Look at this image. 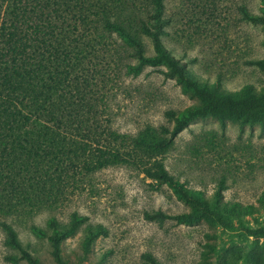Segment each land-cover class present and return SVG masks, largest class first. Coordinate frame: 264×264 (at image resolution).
<instances>
[{"label": "trees", "instance_id": "obj_1", "mask_svg": "<svg viewBox=\"0 0 264 264\" xmlns=\"http://www.w3.org/2000/svg\"><path fill=\"white\" fill-rule=\"evenodd\" d=\"M259 4L258 14L245 7L239 12L242 21L258 25L264 35V0ZM169 24L163 0H0V229L5 246L18 253L8 261L40 264L1 218L58 205L67 189L77 188L80 176L134 158L162 156L194 121L213 119L221 126L231 122L264 130V88L245 85L229 91L219 80L198 81L163 45ZM141 36L151 40L152 56L146 55ZM245 64L264 73V59ZM147 66L164 67L160 71L164 79L174 80L197 104L166 111L170 129L147 128L136 137L120 134L111 128V83L123 71L135 77ZM147 176L170 184L175 198L189 208L177 215L145 214L150 222L225 226L229 224L225 218L264 212V191L255 204L243 205L223 200L222 179L207 197L174 179L161 164ZM85 221L73 212L66 225L50 218L46 230L34 226L30 230L38 238L50 231L47 240L54 262L69 264L61 257L60 245ZM246 232L264 237V227ZM106 235L101 225L88 229L80 243L83 257L97 238ZM203 248L207 250L201 254L208 256L214 245L206 243ZM239 252L246 255L243 249ZM143 259L159 264L149 254Z\"/></svg>", "mask_w": 264, "mask_h": 264}, {"label": "rangeland", "instance_id": "obj_2", "mask_svg": "<svg viewBox=\"0 0 264 264\" xmlns=\"http://www.w3.org/2000/svg\"><path fill=\"white\" fill-rule=\"evenodd\" d=\"M163 2L170 24L164 28L162 43L186 64L193 77L208 83L219 80L221 88L229 91L245 85L264 88V73L245 64L264 59V35L258 25L242 21L239 12L245 7L249 13L258 14L259 0ZM140 38L146 55L152 56L155 50L151 40ZM163 70L147 66L135 77L124 75V71L118 74L110 89L113 130L136 137L147 128L170 129L166 111H181L197 104V99L182 94L174 80L164 79L160 73ZM159 164L187 188L202 191L207 197L222 179L224 201L255 204L264 191V130L258 126L240 128L231 122L221 126L213 119L191 122L162 156L134 158L82 175L77 188L67 189L66 198L58 205L1 220L15 230L19 242L40 264H56L47 240L50 231L38 238L30 227L46 230L50 218L66 225L73 212L86 221L60 245L61 257L69 264H147L143 259L146 254L159 264H264V237L246 232L264 227V212L225 218L229 222L225 226L218 222L189 225L146 220L145 214L160 211L177 215L189 210L175 198L170 184L147 176ZM97 225L103 226L107 235L97 238L83 257L80 243L87 230ZM206 234L214 235V239L208 240ZM4 240L0 229V264H13L7 258L18 253L5 246ZM206 243L214 245V250L203 256ZM239 248L246 255L241 256Z\"/></svg>", "mask_w": 264, "mask_h": 264}]
</instances>
